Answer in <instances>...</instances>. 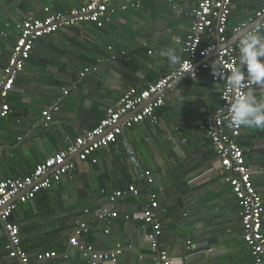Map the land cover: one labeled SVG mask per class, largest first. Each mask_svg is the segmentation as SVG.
I'll list each match as a JSON object with an SVG mask.
<instances>
[{"label": "crops", "instance_id": "1", "mask_svg": "<svg viewBox=\"0 0 264 264\" xmlns=\"http://www.w3.org/2000/svg\"><path fill=\"white\" fill-rule=\"evenodd\" d=\"M87 1L0 0V79L16 40L17 22L29 14L42 17L45 7L65 11ZM196 4L197 0H113L114 11L103 28L80 24L37 40L7 98L9 114L0 118V181L29 176L38 164L94 129L128 89L143 90L175 72L186 59L183 47ZM263 4L264 0H232L228 44L241 39L234 29L260 22L255 14ZM124 5L128 8L120 10ZM168 48L180 55V64L173 66L160 55ZM112 54L115 60L109 59ZM213 60L210 56L207 62ZM237 65L247 78L239 49ZM221 91L209 72L178 77L164 91V105L155 110L153 121L124 130L115 144L85 162L76 161V170L51 188L27 203L16 202L10 221L19 229L31 264H83L69 246L81 221L89 231L80 243L97 251L131 246L117 264H154L145 239L148 227L134 217L124 218L141 211L149 195L156 198L160 243L172 264H255L242 240L238 201L199 128L221 106ZM249 92L264 99V86L255 83ZM52 106L58 110L44 127L41 114ZM237 143L262 200L264 235V130L241 126ZM144 172H150L152 184L146 183ZM130 186L138 195L125 194L110 202L112 193ZM111 207L116 218L97 219L99 209ZM6 240L0 221V264H14L4 249ZM51 252L56 257L37 260L38 254Z\"/></svg>", "mask_w": 264, "mask_h": 264}, {"label": "built area", "instance_id": "2", "mask_svg": "<svg viewBox=\"0 0 264 264\" xmlns=\"http://www.w3.org/2000/svg\"><path fill=\"white\" fill-rule=\"evenodd\" d=\"M112 1L88 0L80 7L65 11L45 7L42 17L29 14L15 24L16 40L8 57L3 77L0 79V118H5L9 114L7 98L13 89L15 79L23 72L35 42L80 24H92L97 28H103L105 23L110 20L109 14L114 11L111 9ZM167 1L172 2V0ZM134 6L138 7L139 3H135ZM231 7V0H197L196 7L191 12L194 22L186 36L183 47L186 59L175 72L143 90L128 89L113 107L106 110L104 118L94 129L70 142L64 150L38 164L29 176L0 181V221L3 223L7 236L4 249L14 264H31L28 254L21 247L19 229L10 221V217L16 209V202L23 204L33 200L38 192L51 188L63 176L74 172L77 168V162H85L96 151L115 144L124 130L147 120L153 121L155 110L164 105V91L173 80L181 76L195 78L205 72L210 73V79L213 83L222 86L221 106L210 113L199 128L211 142L217 156L218 168L226 175L231 192L238 201L242 240L248 247L254 263L264 264L262 200L252 184L251 172L245 164L243 150L237 143L241 134V126L228 127L231 104L239 97L246 95L255 86V83L247 78L239 91L230 88L227 84V75L234 67L239 68L237 65L239 42L233 45L227 43L226 30L231 15ZM127 8L124 5L120 7V10L125 11ZM255 17L262 19V22L254 26L249 32L264 29V4L256 12ZM245 27L246 24H242L234 29V32L238 33ZM204 38L210 39L214 43L201 46ZM219 45L223 46L217 50ZM108 50L111 51V48ZM214 52L216 54L213 62H207V59ZM109 59L115 60L116 55L112 54ZM213 64H218L222 68L223 78L213 75L211 69ZM57 110V106H52L49 110L42 112L44 127H48L52 113ZM130 113L133 114L123 120ZM2 153L3 150L0 146V156ZM143 176L147 184H152L150 172H144ZM125 194L136 196L138 190L130 186L125 191L112 193L109 200L115 202ZM157 207L155 196L149 195L148 203L142 207L141 211L132 217L125 216L124 218L129 220L134 217L148 227L149 231L145 239L154 264H172L168 252L160 243L162 231L155 214ZM96 217L98 220L106 222L110 218H116L117 212L112 207L101 208L96 212ZM88 231L89 225L86 222H78L69 238L70 248L81 255L83 264H117L118 258L124 250L131 248V246L124 247L117 244L109 250L97 251L92 246L82 244L79 241L80 237ZM187 250H191L189 243H187ZM36 257L37 260L41 261L54 258L56 254L51 252L38 254ZM139 258L141 259V257Z\"/></svg>", "mask_w": 264, "mask_h": 264}, {"label": "clouds", "instance_id": "3", "mask_svg": "<svg viewBox=\"0 0 264 264\" xmlns=\"http://www.w3.org/2000/svg\"><path fill=\"white\" fill-rule=\"evenodd\" d=\"M167 58L171 65L181 63V57L173 48H168L160 53ZM264 34L257 29L243 35L239 41V64L246 66L247 79L253 83L264 86ZM214 76L224 77L222 68L218 64L211 66ZM245 72L240 68H233L226 80L230 88L239 91L245 81ZM230 118L228 127L254 128L264 130V99L257 98L248 93L239 97L229 108Z\"/></svg>", "mask_w": 264, "mask_h": 264}, {"label": "water", "instance_id": "4", "mask_svg": "<svg viewBox=\"0 0 264 264\" xmlns=\"http://www.w3.org/2000/svg\"><path fill=\"white\" fill-rule=\"evenodd\" d=\"M260 22H262V19H260ZM260 22H258V23H260ZM258 23H257V24H258ZM257 24H254L253 26H249V27H245V28H243V29L239 32V34H238V38H240V37H242L243 35H245L247 32H249V31H250L254 26H256ZM230 44H231V42H230ZM222 46H223V45H219V46L217 47V50L220 49V47H222ZM215 54H216V52H214V53L212 54V57H214ZM130 157H131L132 162H133V164H134V166H135V170H136V172H137V173H140V172H141V169L138 167L137 162L135 161V159H133L132 156H130Z\"/></svg>", "mask_w": 264, "mask_h": 264}, {"label": "trees", "instance_id": "5", "mask_svg": "<svg viewBox=\"0 0 264 264\" xmlns=\"http://www.w3.org/2000/svg\"><path fill=\"white\" fill-rule=\"evenodd\" d=\"M232 1V0H231ZM211 43H214L213 41H211L210 39H206V38H204L203 39V42H202V44H201V46L203 45V46H205V45H209V44H211ZM10 220H12L11 219V217H10Z\"/></svg>", "mask_w": 264, "mask_h": 264}]
</instances>
